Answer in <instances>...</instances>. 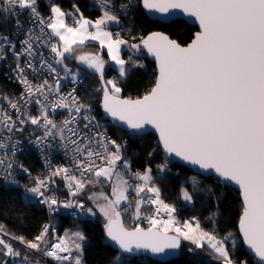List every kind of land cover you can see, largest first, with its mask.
I'll return each instance as SVG.
<instances>
[{
	"label": "snow or ice",
	"instance_id": "obj_1",
	"mask_svg": "<svg viewBox=\"0 0 264 264\" xmlns=\"http://www.w3.org/2000/svg\"><path fill=\"white\" fill-rule=\"evenodd\" d=\"M99 2L103 12L100 18L91 21L81 15L75 26L67 23L70 14L56 3L50 6L51 16L47 22L40 16L37 0H0V14H14L19 28L18 17L29 11L40 25H46L51 36L58 38L57 43L50 45L55 65L63 64L67 56L75 54L87 41H99L101 48L107 49L108 58L118 66L119 77L123 79L128 76L130 67H144L134 56L141 50L146 51L155 61V79L150 89L135 98L121 95L123 89L118 79H104L106 61L99 54L82 52L75 55V59L99 74L100 106L106 116L118 121L132 135H144L150 127L157 136V148L166 156L179 158L204 173H214L218 181L225 182V187L228 184L238 187L242 201L239 237L231 232L220 236L215 230L207 231L195 217L183 223L177 221L174 215L177 209L161 199L152 170L130 172L122 145L111 139L107 130H99L103 123L92 115L91 103L77 96L76 89L66 95L60 93L58 70L42 53H39L40 67H36L34 58L38 53L35 49L39 45L35 42L41 38L34 37L31 29L27 39L20 42L23 46L20 51L15 50L7 35H0V60L6 59L11 52L16 61L12 71L23 86L16 98L0 97L15 113L14 117L7 109L0 108V128L7 133L20 132L30 123L43 129V136H37L36 142L42 144L49 137L58 139L60 145L72 153L74 168L80 175L73 174L67 167H57L51 170L48 178H37L34 187L25 189L26 196L29 199L40 197L39 203L47 205L49 212L58 208H78L95 215L98 211L105 220L106 238L122 253L143 250L161 254L179 249L183 240L198 249L206 246L219 264H250L248 259L237 261L234 258L240 240L251 253L252 264H264V0H128L121 5V10L139 6L150 15H170L172 10H180L185 16L194 18L199 31L186 45L161 31L150 32L139 43H130L121 38V33L107 30V24L119 23L120 16L110 10V0ZM73 8L79 11L75 5ZM122 46L133 52L127 61L121 58ZM22 56L30 59L21 64ZM26 69L33 73L47 69L54 74L55 84L47 78L33 83ZM64 70L69 71L66 67ZM72 79L75 83L77 74L73 73ZM33 104L38 108V115L28 110ZM58 109L67 111L59 121L50 115ZM4 140L0 136V148L10 143L14 155L16 144L11 136L7 137V143ZM152 155L150 152L149 156ZM13 167L14 161L5 153L0 158L5 180ZM20 168L28 171L22 164ZM158 169L166 171L167 164L158 165ZM61 175L70 197L63 201L45 195L49 184L54 183L52 177ZM126 176L137 181L134 191L140 197L135 202L133 218H141L142 204L147 202L156 206V214L164 211L166 220L156 219L154 214L146 217L147 228L139 224L126 227L122 217L129 208L123 204L129 202L127 193L132 187ZM191 179L195 187L198 181L196 177ZM105 182L111 186V195L104 192L90 195L88 199L95 202L94 208L85 209V205L75 199L88 185ZM145 191L152 194L151 198L146 200L140 196ZM208 191L211 194L212 189ZM183 198L189 203L193 200L187 190L183 191ZM214 216L209 219L214 220ZM0 231H3L2 225ZM48 233L49 225H44L33 240L23 236L12 239L61 264H83L81 242L86 240L83 231L66 232L50 245ZM0 247L4 257L21 256L4 239H0ZM115 259L117 264H130L120 256ZM20 264H31L29 256L24 255ZM36 264L40 262L37 260Z\"/></svg>",
	"mask_w": 264,
	"mask_h": 264
},
{
	"label": "trees",
	"instance_id": "obj_2",
	"mask_svg": "<svg viewBox=\"0 0 264 264\" xmlns=\"http://www.w3.org/2000/svg\"><path fill=\"white\" fill-rule=\"evenodd\" d=\"M86 0L73 1L72 3L79 8L84 17L95 20L103 12H99L92 4L85 2ZM49 4L53 3V0H48ZM122 27V38L129 40V42L135 40L139 43V37L146 36L153 31H161L169 35L170 38L176 39L182 45L187 44L196 32L195 27H191L183 21H173L169 24H161L159 22H153L149 20L143 13L141 7H136L126 17H120ZM3 16L0 14V33L3 29ZM118 28V29H119ZM112 32L117 29H111ZM133 36L135 39H133ZM91 46H86L89 48ZM83 48V51L86 49ZM73 58V57H72ZM144 67L142 68H130L127 77L120 82L123 89L121 95L124 97H137L143 95L152 86L155 79V67L153 62H150L143 58ZM76 68L84 70L81 73V77L84 83L90 88H99L100 80L94 75L96 73L90 72L74 64ZM113 70H108L105 75V79L113 76ZM5 90L15 91L17 88L6 80L1 81ZM98 117L101 116L98 107H96ZM109 134L122 145V151L125 158L129 161L130 167L134 171L143 172L145 169L150 168L154 182L161 190V197L163 200L169 202L173 206L180 208L182 206L180 200H177L180 190L185 188L192 196V205L184 206L182 213L194 214L200 224L209 230H215L218 235L222 236L227 232H231L234 236L238 237L237 224L242 207L239 193L230 187H225L221 182L214 177H199L192 173L189 169L181 167L175 163H169L167 170L159 172L157 174L158 165L165 164L166 158L157 148V140L152 135L145 136H131L126 132L120 131L113 126L107 128ZM155 150V151H154ZM152 152L153 155L149 156ZM25 167L35 175L41 173L39 171L40 162L34 156L25 160ZM194 176L198 180L197 189L193 191L192 184L186 183L188 177ZM209 189H212L211 194ZM226 194V195H224ZM129 202L125 206L129 208L127 213H124L123 220L126 227L130 228V224L133 221L134 213V201L135 197L128 191ZM221 197V199H217ZM79 200L85 204L84 198L79 195ZM131 204V205H130ZM132 211V212H131ZM214 220H210L209 217H213ZM130 215H132L130 217ZM93 219H78L71 220L68 218L56 219L55 223L59 227V235H62L66 227H71L76 224H80L81 229L86 236V244L83 247V263L84 264H114L117 256L121 257L122 261H129L130 264H218L209 251L204 249L192 248L189 243L181 242V250L179 254L168 262H157L148 257L142 256H125L115 251L106 241L104 232V219L99 215H91ZM46 221L45 210L38 207L36 203L25 200L20 191L12 188L0 189V225L3 226V230L13 236H23L27 240H33L36 235L40 233V229ZM131 221V223H130ZM50 241V239H49ZM239 247L237 248L234 258L239 260L248 259L252 264V257L249 256L240 242L237 241ZM12 247L21 253L20 257L16 260L23 258L24 255H28L31 263L35 261H41L43 264H51L50 262H44L36 258L32 253L24 248L9 243ZM22 248V249H21ZM230 248V247H229ZM191 249V251H189ZM7 264H11L8 262Z\"/></svg>",
	"mask_w": 264,
	"mask_h": 264
},
{
	"label": "built area",
	"instance_id": "obj_3",
	"mask_svg": "<svg viewBox=\"0 0 264 264\" xmlns=\"http://www.w3.org/2000/svg\"><path fill=\"white\" fill-rule=\"evenodd\" d=\"M53 3H56L62 8L64 6H68L73 4V1L78 0H53ZM85 2H88V4H92V6L97 9L99 12H102L101 5L99 0H86ZM112 4L111 11L116 12L120 17H126L130 14L131 10H121V5L128 3V0H110ZM52 3V4H53ZM50 6L48 0H37V8L40 13V16L45 19V21H48V18L51 16L50 12ZM79 9V8H78ZM17 11H20L17 9ZM126 11V14H125ZM80 12V10H79ZM82 14V13H81ZM3 16V29L0 35H7L11 42L15 45V50L20 51L22 49L21 41H24L27 39L29 34V29L32 30V35L39 36L41 39L39 41H36L35 43L39 45L35 50L38 53V55L34 58V62L37 68L40 67V55L39 53H42L43 58L49 60V62L53 63L54 66L58 70L59 77L62 78V71L59 69L58 65H55L54 62V54L50 51V45L53 43H57L58 38L51 36V30L46 27V25H40L39 21L31 17V14L29 11H24L22 15L18 17L20 27L17 28L16 26V20L17 17L14 14H1ZM43 29V31H41ZM122 28L117 29L116 31L112 33H117L119 31H122ZM142 38V36L139 37V40ZM26 59H30L27 56H22L20 59V63L23 64ZM16 61L13 58L11 52L7 53L6 59L0 60V97L8 96L10 98H16L20 95L23 86L18 83L16 79V74L12 71V69L15 68ZM29 79L33 81V83H38L40 81H43L44 79H49L50 82L55 84V81L53 80V75L50 73L47 69H44L38 73H33L31 70L26 69ZM6 80L9 83L13 84L17 89L15 91H9L8 89L5 90L4 86L2 85L1 81ZM73 89H76V95L81 97L85 102H89L92 105V115L96 117L97 120H102L103 127H101L100 131H105L110 125V123L103 118L101 115L96 113V107H98L100 111V100L102 98V92L99 91L100 88H90L86 83H84V80L82 77H77V81L74 83L73 80H66L64 83L60 84V93L62 95H66L69 92H72ZM0 108L7 109L12 115L15 117V113L12 112L11 109H8L7 101H4L0 99ZM29 111L33 115H38V108L36 105H30ZM101 113V112H100ZM50 115L56 119L57 121L62 120L65 115H67V111L64 109H58L55 113H50ZM18 127H20L17 124ZM108 136L111 139H114L108 132ZM0 136L4 137V142L7 143V137L11 136V141L16 144L15 154L13 155L11 144H7L5 148H0V158H3L4 154H8V159L10 161H14V167L8 171H10L11 175L8 177L7 180L3 178L5 175L4 168H0V189L1 188H12L19 190L22 197L25 200H28L30 202L36 203L39 208L45 210L46 212V221L42 225L40 231L42 230L44 225H49V233L47 235V242L55 243L57 242V237H59V227L56 225L55 220L60 218H68L71 220H78V219H84V211L80 210L78 208L76 209H64V208H58L54 212H49L48 206L45 204L39 203L40 197H32L31 199L28 198L25 194V189L31 188L35 186V180L37 178L40 179H46L49 177L51 170L57 168V167H67L70 170H73V174L77 175L79 177L80 173L78 170H75L74 168V162L72 158V153L62 147L60 145V142L58 139H53L51 137L48 138L47 141L44 143H37L36 137L37 136H43V129L38 128L37 126L31 125L30 123L25 124L23 126V131L20 132H12L7 133L4 131L3 128H0ZM34 156L38 159L40 162V167L38 175L33 174L29 170L27 172H24L20 165L22 164L24 168L25 167V160L29 157ZM99 163V161H97ZM122 167V166H121ZM130 172L135 173L139 171H134L130 167ZM129 181L137 183V181L131 179L130 176H126ZM54 180V183L49 184L48 189L45 192V195L47 196H55L57 199L63 201L69 199V188L66 186V181L63 178V175L52 177ZM14 181V182H13ZM132 193V196L135 197L134 205L137 199L140 197H137V195L133 192V189L130 190ZM141 197H144L146 200L151 198L152 194L147 193L146 191L144 193L140 194ZM79 200L78 196L75 198ZM165 202V201H164ZM166 203V202H165ZM168 204V203H167ZM172 205V204H170ZM173 206V205H172ZM175 207V206H174ZM175 215L180 217V223H183L184 220H192L193 217L198 220V218L194 215L189 213H182V208H177ZM152 209L151 215L155 214L156 219H160L165 215V212H159L156 214V206L152 205L150 203H143L142 204V211H141V218L139 220H134L132 222V227L135 224H139L143 228L149 227L148 220L146 219V216H143L144 210ZM147 216V217H150ZM86 219H93L90 215ZM199 221V220H198ZM204 228V227H203ZM206 229V228H205ZM217 233V232H216ZM218 234V233H217ZM52 238L51 241L49 239ZM0 239H4L7 243H13L16 244L26 250H28L30 253H32L35 257H37L40 260L49 261L50 257L44 256L41 252H35L33 250L27 249L23 244L19 242V240L12 239V236L8 233H6L4 230L0 231ZM43 247V246H42ZM3 249L0 247V253H2ZM10 262L11 264H20L19 260H16L12 257H4L2 254H0V264H2L3 261ZM53 261V259H52ZM55 261V260H54ZM57 263H59L57 261Z\"/></svg>",
	"mask_w": 264,
	"mask_h": 264
},
{
	"label": "rangeland",
	"instance_id": "obj_4",
	"mask_svg": "<svg viewBox=\"0 0 264 264\" xmlns=\"http://www.w3.org/2000/svg\"><path fill=\"white\" fill-rule=\"evenodd\" d=\"M67 6H64V8H62V10L64 11V12H66V13H69L70 15L67 17V23L68 24H70V25H73V26H75V21L77 20V19H79V17L82 15L83 16V14H81V12H77V11H73V10H70L69 12H67V8H66ZM103 14V13H102ZM101 14V15H102ZM100 15V16H101ZM100 16L97 18V19H99L100 18ZM84 17V16H83ZM85 19H88V18H86V17H84ZM97 19H95V20H97ZM88 20H91V21H95V20H92V19H88ZM120 24H121V20H119V23H115V22H109L108 24H107V30L108 31H111L112 32V30L111 29H118L119 28V26H120ZM122 28V27H121ZM90 31H95V29L94 28H90ZM123 31V30H122ZM122 31H119V33H121V38H122ZM137 43L135 40H133V41H131L130 43ZM86 46H91V47H89V48H85ZM83 48H85L86 49V51H83ZM82 52H87V53H93V54H99L105 61H106V63H105V70H104V79H105V75L107 74V72H108V70H113V73H115V74H113V76L112 77H110V78H107V79H118L119 80V82H122L123 81V79H121L120 77H119V70H118V66L115 64V62L114 61H111L109 58H108V53H107V49L106 48H101V46H100V43H99V41H87L84 45H81V46H79L78 48H77V52L75 53V54H73V55H69V56H67L66 57V59L64 60V62H63V64H61V65H58V67H59V69L63 72L62 73V78L60 79V84H62V83H64L66 80H73L72 79V74L73 73H75V74H77V77H81V73L84 71V70H81V69H78V68H76V66H74V64L76 63L77 65H79V66H81V67H83V65L82 64H80V63H78L77 61H76V59H75V55H77V54H80V53H82ZM120 55H121V58H123V59H125L126 61L128 60V58H129V56H132L133 55V52H132V50L130 49V48H128L127 46H122V50H121V53H120ZM73 57V58H72ZM134 58L135 59H137L141 64H143L144 65V63H143V58H144V53L141 51V52H139V53H136L135 54V56H134ZM65 67L69 70L68 72H65ZM130 67V66H129ZM131 68V67H130ZM133 69V68H132ZM89 70V69H88ZM80 71H82V72H80ZM90 72H93L92 70H89ZM93 73H95V72H93ZM97 74V73H96ZM93 76H95L98 80H100V77H99V74L98 75H94L93 74ZM107 79H105V80H107ZM99 88H101V86H100V84H99V86H98ZM101 114V113H100ZM102 115V114H101ZM167 160V159H166ZM169 161L167 160V162H165L166 164H167V167H168V164L170 163H168ZM159 170L157 171V174H159ZM154 175V174H153ZM152 175V176H153ZM192 177H194V176H191V177H188L185 181H186V183H189V184H192V189H193V191H195V190H198L197 189V186H195L194 187V185H193V182H192ZM127 179V178H126ZM196 180H197V178H196ZM198 181V180H197ZM129 183H130V185L132 186L130 189H129V191L131 190V189H133V192L135 193V191H134V188H135V184L136 183H134V182H131V181H129ZM185 190V188H182L181 190H180V193H179V196L177 197V200H180V202H181V204H182V206L180 207V208H184V206H190V205H192V202L191 203H189V202H186L185 200H184V198H183V191ZM100 192H104L106 195H111V186H110V184L109 183H107V182H105V183H103V184H99V185H88L87 187H86V189L80 194L83 198H84V200H85V204H88L87 206H86V208H94V204H95V202L93 201V200H89L88 199V197L90 196V195H92L93 193H100ZM136 194V193H135ZM127 195H128V193H127ZM161 199H163L162 197H161ZM165 201V200H164ZM166 203H168L169 205H170V203L169 202H167V201H165ZM83 203V202H82ZM130 203V202H129ZM128 205V202H126V203H124L123 204V207H125V206H127ZM131 205V204H130ZM95 210V209H94ZM145 212H143L142 214H143V216H150L151 215V212H152V209H147V210H144ZM97 212V214L99 215V217H101L102 219H104L103 218V216L102 215H100V213L98 212V211H96ZM132 212V211H131ZM161 212H163L164 213V211H161ZM133 214V213H132ZM175 215V214H174ZM189 215H191V214H189ZM88 216H89V214L86 212V211H84V219H86V218H88ZM91 216V215H90ZM132 215H130V217H131ZM175 217H176V219H177V221H179L180 222V217H178V216H176L175 215ZM168 217H167V215L165 214V215H163V217L162 218H160L159 220H166ZM135 219L133 218V221H134ZM104 221V223H105V220H103ZM132 221V222H133ZM130 223H131V221H130ZM132 224H130V228H132V226H131ZM202 226V225H201ZM203 227V226H202ZM205 229V228H204ZM76 230H81L82 231V229H81V226H80V224H76V225H74V226H69V227H66L65 229H64V231H63V233H62V235H59V237H61V236H64L65 235V233L67 232V233H71V232H73V231H76ZM205 230H207V231H213V230H209V229H205ZM174 234V233H173ZM223 236V235H222ZM52 240V238H50V241ZM182 242H186V243H189V245L192 247V248H195V249H197L198 250V248H196L194 245H192L190 242H188V241H183L182 240ZM52 242H49V245L51 244ZM82 243V247H84V245L86 244V240H84V241H82L81 242ZM228 247H230L231 248V241H229L228 242ZM22 249V248H21ZM202 249H204V250H207V251H209L210 252V250L205 246L204 248H202ZM23 250H25V249H23ZM26 252H28V250L26 251ZM42 253V252H41ZM43 254V253H42ZM37 258V257H36ZM18 260H20V259H18ZM50 260H51V264H61V262H59V263H57V261H52V259L50 258ZM44 261V260H43ZM82 261H83V257H82ZM44 262H49V261H44ZM216 262L219 264V261H217L216 260ZM32 264V263H31ZM33 264H36V261L33 263ZM40 264H43V263H41V261H40ZM64 264H67V262H64ZM84 264V263H83ZM114 264H117V262H116V259H115V261H114Z\"/></svg>",
	"mask_w": 264,
	"mask_h": 264
},
{
	"label": "water",
	"instance_id": "obj_5",
	"mask_svg": "<svg viewBox=\"0 0 264 264\" xmlns=\"http://www.w3.org/2000/svg\"><path fill=\"white\" fill-rule=\"evenodd\" d=\"M142 9V8H141ZM143 13L145 14V16L153 21V22H159L161 24H169L173 21H183L184 23H186L187 25L191 26V27H195L196 28V32L199 31V25L198 23L195 22L194 18H191V17H187L185 16L182 12H180V10H172L171 11V14L170 15H167V14H154V15H150L148 14L145 10H143ZM195 32V33H196ZM194 33V35H195ZM193 35V37H194ZM147 36V35H146ZM192 37V38H193ZM191 40L188 42L190 43ZM186 45V44H185ZM143 53H144V58L150 62H153L154 64V67H155V61L152 57L148 56L146 51H143L141 50ZM155 73H156V67H155ZM100 86L102 87L101 85V81H100ZM100 112L103 116L104 119H106L111 126H113L114 128L120 130V131H123V132H126L128 133L129 135L131 136H145V135H149V134H152L156 140H157V136L155 134V131L153 129H151L150 127L148 129H146V132L144 135H132L130 133L129 130H127L126 128L120 126L119 122L118 121H113L111 117H108L104 114L103 112V109L101 108L100 106ZM160 152L162 153V155L170 162V163H175L181 167H184V168H187L189 169L192 173L196 174L197 176L199 177H214L216 180L217 177L215 176L214 173H204L202 172L201 170H199L198 168L194 167V166H191V165H188L186 164L185 162L181 161L179 158H176L174 156H166V154L163 152L162 149H160ZM221 182L224 186H225V182L223 181H219ZM227 187H230L232 189H234L235 191H237L239 193V190H238V187L235 186V185H232V184H228ZM240 196V195H239ZM241 200V198H240ZM242 203V201H241ZM239 222V220H238ZM237 233H238V237H239V228H238V224H237ZM105 238H106V235H105ZM106 241L108 242V244L117 252H119L120 254L122 255H125V256H142V257H148L154 261H157V262H168L172 259H174L180 252L181 250V247L179 249H175V250H166L165 253H161V254H152V253H149V252H145L143 250H141L140 252H133L132 254H127V253H122L111 241H109L107 238H106ZM182 242V241H181ZM242 244V243H241ZM182 245V244H181ZM243 246V245H242ZM243 249L245 250V252L252 257L251 253L247 250V248L245 246H243Z\"/></svg>",
	"mask_w": 264,
	"mask_h": 264
},
{
	"label": "crops",
	"instance_id": "obj_6",
	"mask_svg": "<svg viewBox=\"0 0 264 264\" xmlns=\"http://www.w3.org/2000/svg\"><path fill=\"white\" fill-rule=\"evenodd\" d=\"M74 4L68 5L67 8V12H69L70 10H73L75 12V9L73 8ZM76 7V6H75ZM77 8V7H76Z\"/></svg>",
	"mask_w": 264,
	"mask_h": 264
},
{
	"label": "flooded vegetation",
	"instance_id": "obj_7",
	"mask_svg": "<svg viewBox=\"0 0 264 264\" xmlns=\"http://www.w3.org/2000/svg\"><path fill=\"white\" fill-rule=\"evenodd\" d=\"M85 69H87L85 66H84Z\"/></svg>",
	"mask_w": 264,
	"mask_h": 264
}]
</instances>
